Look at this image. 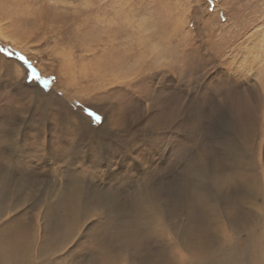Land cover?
<instances>
[{
	"label": "rangeland",
	"instance_id": "374dc122",
	"mask_svg": "<svg viewBox=\"0 0 264 264\" xmlns=\"http://www.w3.org/2000/svg\"><path fill=\"white\" fill-rule=\"evenodd\" d=\"M263 15L264 0H0V264H264ZM113 46L128 93L98 80ZM86 85L110 99L75 100Z\"/></svg>",
	"mask_w": 264,
	"mask_h": 264
},
{
	"label": "bare ground",
	"instance_id": "6f19581e",
	"mask_svg": "<svg viewBox=\"0 0 264 264\" xmlns=\"http://www.w3.org/2000/svg\"><path fill=\"white\" fill-rule=\"evenodd\" d=\"M2 3V2H1ZM262 3V2H261ZM263 6V5H262ZM80 8V7H79ZM88 8V7H87ZM87 8H85V9H87ZM256 10V9H255ZM259 11V10H258ZM84 12H85V10H84ZM256 12H257V10H256ZM82 13V12H81ZM90 13V12H89ZM260 13V12H259ZM86 15H87V13H86ZM30 16V15H29ZM80 16V15H79ZM264 16V15H263ZM259 17V16H258ZM261 17H262V15H261ZM260 17V18H261ZM262 19V18H261ZM101 21V20H100ZM116 21V20H115ZM94 22V21H93ZM264 22V21H263ZM98 23V22H97ZM101 23V22H100ZM104 23V22H103ZM108 23V22H107ZM110 23V22H109ZM262 23V22H261ZM78 24V23H77ZM85 24V23H84ZM112 24V23H111ZM126 24L128 25V26H133V28H136V30H143V28H142V25L144 24V21H142L141 23H139L138 21H135V20H132V21H122L121 22V25L123 26V28H125V30H126V32H125V36L128 38V34H127V32H128V30H127V27H126ZM104 26V25H103ZM95 27V26H94ZM139 27V29H137ZM114 28V27H113ZM94 29V28H93ZM108 29V28H107ZM131 29V28H130ZM165 30H166V27L162 24V23H160V24H155V28H154V31H156L157 33L160 31L161 33H165ZM75 32H76V34L78 35V36H82V37H84L86 34H85V30L83 29V30H81L79 27H76L75 28ZM121 30H120V28H118V25H117V29L112 33V41L114 42L116 39L118 40V37L120 36V34H121ZM264 32V31H263ZM156 33V34H157ZM88 34H90V33H88ZM156 34H153V35H156ZM93 35V34H92ZM131 36H129V38H130ZM104 38V37H103ZM90 38H88L87 40H89ZM107 39V38H106ZM109 39V38H108ZM131 39H132V42H133V44H138V40H133V37H131ZM87 40H84V41H87ZM98 40V39H97ZM102 41V40H101ZM151 41V37H149V36H147L146 35V38H145V41L144 42H150ZM185 40H180V43H179V45H178V48H177V50H176V64L178 65L179 64V66H186L187 65V53H188V51H187V47H181L182 46V44H183V42H184ZM104 42V41H103ZM139 43H140V39H139ZM87 45H89V44H87ZM86 43H83V47L85 48V50L87 51L88 49H86ZM164 45V44H163ZM90 46V45H89ZM150 46H152L151 44H150ZM165 46V45H164ZM110 47V46H109ZM114 48H115V46H113ZM62 48V47H61ZM112 48V50L111 51H116V54L119 56V59L117 60H115V63H113L112 62V66L110 67V68H108V69H106L105 71L104 70H102L100 73H99V79L98 80H103L104 81V83H105V85H108V84H111V85H116L117 84V82H119V83H121L122 84V87L121 88H119V91L120 92H124V93H128V90H125V87H124V81H122L123 79H124V77L126 76V74L127 73H129L130 71H128L127 70V63H126V61L131 57V55H129L127 52H126V47L124 48V49H122V48ZM252 48H254V47H252ZM64 49V48H63ZM154 50L156 51L157 50V46H155L154 47ZM111 51H109V52H111ZM170 51H172V50H170ZM170 51H168V52H170ZM254 51V50H253ZM60 52V51H59ZM105 52H107V51H105ZM167 52V53H168ZM62 53H65L63 50H62ZM167 55V54H166ZM261 55V54H260ZM117 56V57H118ZM173 56V55H172ZM259 56V55H258ZM174 57V56H173ZM261 58H263V55H262V57ZM169 60V59H168ZM258 60V59H257ZM261 60H263V59H261ZM169 61H172V60H169ZM245 61V60H244ZM173 62V61H172ZM249 64V60H247L244 64ZM260 63V62H259ZM262 63V62H261ZM243 65V64H242ZM241 65V66H242ZM168 66H170V65H168ZM173 67V66H172ZM244 67V66H243ZM249 67H250V65H249ZM186 69V68H185ZM173 70V69H172ZM264 70V69H263ZM262 70V71H263ZM183 71V70H182ZM237 71V70H236ZM239 71V70H238ZM260 71V70H259ZM23 72V71H22ZM174 72H175V70H174ZM240 72V71H239ZM20 73V72H19ZM178 73V72H177ZM133 74V76L134 75H137V73L136 72H133L132 73ZM183 75H184V73H182ZM237 74V73H236ZM132 76V75H131ZM223 76V75H222ZM69 79H73V77L72 76H70V78H68V81H69ZM185 79V78H184ZM215 81H216V79H215ZM219 81V80H218ZM231 81V80H230ZM240 83V82H239ZM66 88L68 87V89H69V87H70V85L68 84L67 85V82L66 81H63V83H62ZM231 84V83H230ZM229 84V85H230ZM120 86V85H119ZM214 86H217V85H214ZM102 88H105L106 89V86H103V85H101V86H97V85H94V86H88V85H86V86H80V87H78V92H80V93H82V94H80V93H78V96H75L74 95V97H75V100H77V101H82V102H88V101H95V100H109L110 99V96H108V94H106V95H103V93H102V91H101V89ZM107 88H108V86H107ZM241 88V87H240ZM239 88V89H240ZM238 89V88H237ZM113 90V89H112ZM259 90V89H258ZM114 91V90H113ZM150 95H151V93H150ZM120 99V98H119ZM181 100V99H180ZM150 102V101H149ZM234 102H235V100H234ZM124 104H122V106L120 107V109L121 110H124ZM245 111H246V116H245V120H244V124L246 125V128H248L249 127V125L252 123V119H253V117H254V108H253V106H246L245 108ZM81 111V110H80ZM78 111V113H76L77 115H79V116H81L82 117V113H83V111ZM237 112V111H236ZM166 114H167V112H163V114L162 115H160L159 117L160 118H164V119H167V116H166ZM83 118H84V116H83ZM85 128H87L88 127V125L90 124V122H88V119H87V117H85ZM179 139V138H178ZM177 139V140H178ZM264 146V143H262L261 144V147H263ZM177 153V152H176ZM3 160V159H2ZM151 185V184H150ZM153 204L152 203H150V202H148V201H144L143 202V205H142V207H141V210H145V211H153ZM162 211V210H161ZM6 264H13V262L11 261V259L10 258H8L7 259V261H6Z\"/></svg>",
	"mask_w": 264,
	"mask_h": 264
},
{
	"label": "snow or ice",
	"instance_id": "6c2138e0",
	"mask_svg": "<svg viewBox=\"0 0 264 264\" xmlns=\"http://www.w3.org/2000/svg\"><path fill=\"white\" fill-rule=\"evenodd\" d=\"M0 51H3V49H0ZM5 54H7V53H5ZM18 59L23 60V57H18ZM24 62L27 63V61H24ZM32 78H33L34 80H35V79H39V77L36 76L35 73H33V77H32ZM50 83H52V81H49V80L41 81V85H42L43 87H45V88H47L48 85H49ZM87 115L90 116V117H92L96 124H100V123L102 122L101 117H100L99 115H96V114H95L94 112H92V111H88V112H87ZM100 223H103V221H100Z\"/></svg>",
	"mask_w": 264,
	"mask_h": 264
}]
</instances>
